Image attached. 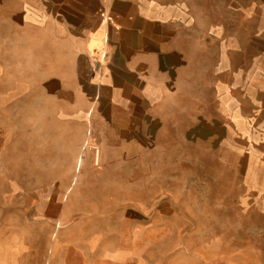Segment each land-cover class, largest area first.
Masks as SVG:
<instances>
[{"label": "crops", "instance_id": "0c3cea01", "mask_svg": "<svg viewBox=\"0 0 264 264\" xmlns=\"http://www.w3.org/2000/svg\"><path fill=\"white\" fill-rule=\"evenodd\" d=\"M243 78L264 81V0H0V178L94 165L93 148L95 165L196 158L241 119ZM131 246L6 230L0 264H153Z\"/></svg>", "mask_w": 264, "mask_h": 264}, {"label": "rangeland", "instance_id": "374dc122", "mask_svg": "<svg viewBox=\"0 0 264 264\" xmlns=\"http://www.w3.org/2000/svg\"><path fill=\"white\" fill-rule=\"evenodd\" d=\"M237 35L240 74L253 76L261 64L246 69L244 60L258 48ZM238 82L241 119L214 131L217 140L196 147V158L5 170L0 231L49 228L58 239L66 230L78 242L131 243L153 264H264V81ZM17 121L25 147L28 127ZM52 197L56 203L48 204ZM45 213L49 221L32 217Z\"/></svg>", "mask_w": 264, "mask_h": 264}, {"label": "built area", "instance_id": "2783aa9c", "mask_svg": "<svg viewBox=\"0 0 264 264\" xmlns=\"http://www.w3.org/2000/svg\"><path fill=\"white\" fill-rule=\"evenodd\" d=\"M93 150H95L94 164H97L98 150H96V148H93Z\"/></svg>", "mask_w": 264, "mask_h": 264}]
</instances>
